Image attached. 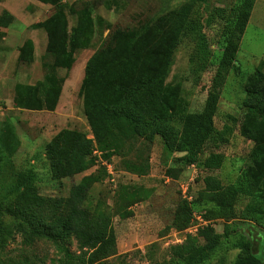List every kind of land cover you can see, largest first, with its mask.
Instances as JSON below:
<instances>
[{
  "label": "trees",
  "instance_id": "trees-1",
  "mask_svg": "<svg viewBox=\"0 0 264 264\" xmlns=\"http://www.w3.org/2000/svg\"><path fill=\"white\" fill-rule=\"evenodd\" d=\"M53 8L44 21L31 25L42 29L47 37L46 55L55 68L69 70L73 54L92 33L91 14L94 1H88L75 11L72 5L60 0H37ZM204 1V0H200ZM254 6V0H241L230 9L225 20L221 53L215 64L202 58V68H215L203 107L198 112H187L173 87L164 85L173 51L186 23L187 8L173 17V23L163 25L162 18L135 29L116 30L105 46L96 51L86 62L79 87L84 115L93 133L88 139L74 130H61L46 145V159L55 177L81 174L86 170V155L96 146L105 160L118 155L130 139L159 136L169 154L184 152L186 164L198 163L205 170L218 169L223 161L222 153H209L201 161L199 154L214 133V116L220 99V91L228 72L235 66L240 42ZM67 11L77 15V26L68 31ZM6 16V18H5ZM13 17L3 13L0 27H7ZM34 45L30 39L19 48L17 61L31 64ZM264 63L249 76L245 85L243 114L239 131L253 143L254 166L242 170L235 181L222 185L219 179L206 176L203 187L193 202L179 201L173 212L170 227L184 232L192 223L193 214H199L206 225L197 229L196 236H188L180 245L168 250V264H206L223 239L232 237L233 247L241 254L235 264H264L258 258L255 241L250 229L262 216L264 200ZM63 78L45 73L36 85H16L13 103L22 110H53L60 93ZM0 152L12 155L18 142L11 135L0 137ZM129 170L145 171L146 164L129 163ZM176 170L167 168L172 175ZM17 195L7 202L0 196V246H4L14 234H22L25 242L36 239L57 241L61 244L62 264H111L115 256V232L111 218L96 205L93 209L84 205L93 184L100 181L98 172L84 175L74 184L65 200L67 211H60L61 201L41 197L36 190V175L29 168L15 176ZM1 189V188H0ZM144 190L139 187H122L116 196L115 212L120 219L132 216L131 206L141 199ZM246 201L239 212L236 207ZM7 202V203H6ZM9 215L16 220L9 224L2 217ZM223 221V233H217L213 222ZM258 238V235H257ZM203 241V244L199 242ZM74 241L76 250L71 251L68 242Z\"/></svg>",
  "mask_w": 264,
  "mask_h": 264
},
{
  "label": "rangeland",
  "instance_id": "rangeland-1",
  "mask_svg": "<svg viewBox=\"0 0 264 264\" xmlns=\"http://www.w3.org/2000/svg\"><path fill=\"white\" fill-rule=\"evenodd\" d=\"M94 1L92 33L85 35L80 48L73 54L70 69L51 71L52 60L46 55L47 37L42 29L31 25L46 20L53 8L37 0H0V17L3 13L13 17L7 27H0V137L11 135L18 142L12 155L0 152V196L9 202L18 192L15 176L18 171L31 168L35 175L37 193L43 198L61 201L60 211L65 213V200L71 187L84 175L98 172L100 181L90 188L84 203L90 209L100 205L111 218L115 232V256L111 264H168V250L180 245L188 236L170 227L173 212L179 201L193 202L202 189L206 176L219 179L222 185L233 183L242 170L254 166L253 143L240 134L239 124L246 108L243 105L245 85L254 70L264 63V0H254L250 20L236 55L237 68L229 70L220 91L217 112L214 116V133L199 154L201 161L209 153H222V165L213 171L198 165L186 164L184 152L168 153L159 136L147 141L130 139L123 150L108 160L94 146L86 155V170L77 175L54 177L46 159L45 147L61 130H74L88 139L93 133L87 124L79 87L89 58L108 42L116 30L135 29L162 18L161 24L173 23L176 12L187 8L188 27L181 30L173 51L171 64L164 85L173 87L187 112H198L203 107L215 72V66L203 71L202 58L215 64L221 53L222 31L230 9L241 0H60L78 11L83 4ZM6 18V16H5ZM68 31L77 26V15L67 11ZM30 39L34 45L31 64L17 61L19 48ZM264 70V67H263ZM63 78L60 93L53 110H22L13 103L16 85H36L45 73ZM1 148V145H0ZM146 164L145 171L129 170V163ZM193 165L194 167H190ZM167 168L176 171L166 173ZM122 187H139L144 190L141 199L131 206L132 216L120 219L115 212L118 191ZM186 188V190H185ZM6 202V203H7ZM11 203V201L9 202ZM246 205H237L239 212ZM262 216L250 229L255 241L258 258L264 262V200ZM4 224L13 221L9 215L2 218ZM223 221L213 222L217 233H223ZM223 239L206 264H235L241 254L232 245V237ZM192 237L196 233L190 234ZM258 235V238H257ZM203 244V241L199 239ZM76 250L74 241L67 243ZM63 253L57 241L36 239L25 242L22 234H14L4 246H0V264H62Z\"/></svg>",
  "mask_w": 264,
  "mask_h": 264
},
{
  "label": "built area",
  "instance_id": "built-area-1",
  "mask_svg": "<svg viewBox=\"0 0 264 264\" xmlns=\"http://www.w3.org/2000/svg\"><path fill=\"white\" fill-rule=\"evenodd\" d=\"M0 116H4V112H3V109H1L0 107ZM190 167H194L193 165H190ZM186 190V188H185ZM206 221L203 220V218L197 214V213H194L193 214V219H192V223L191 225L184 231V233H188V234H194L197 232V229L202 226V225H206Z\"/></svg>",
  "mask_w": 264,
  "mask_h": 264
}]
</instances>
